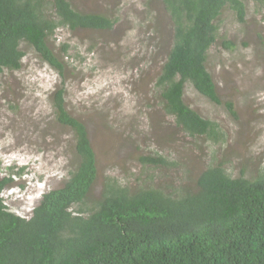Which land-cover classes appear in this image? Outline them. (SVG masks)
<instances>
[{
	"label": "trees",
	"instance_id": "16d2710c",
	"mask_svg": "<svg viewBox=\"0 0 264 264\" xmlns=\"http://www.w3.org/2000/svg\"><path fill=\"white\" fill-rule=\"evenodd\" d=\"M157 1L173 30L152 83L159 105L192 147L219 143L224 137L219 126L187 106L183 91L189 83L221 104L206 69L207 54L213 45L234 48L218 35L219 17L230 10L245 23V4ZM252 1L264 13V0ZM114 23L107 15L75 10L68 0H0V75L20 68L21 44L62 75L66 65L48 46L55 30L102 32ZM68 48L62 44L60 51L66 54ZM63 96L60 87L50 101L55 122L73 136L72 168L59 188L42 194L28 218L8 210L1 192L11 180L0 179V264H264V166L247 175L242 160L234 176L212 152L198 173L185 169V183L170 192L151 185L131 189L103 178L93 195L98 171L88 131L67 113ZM224 106L236 117L231 102ZM136 164L158 168L174 163L147 154L138 155Z\"/></svg>",
	"mask_w": 264,
	"mask_h": 264
},
{
	"label": "rangeland",
	"instance_id": "374dc122",
	"mask_svg": "<svg viewBox=\"0 0 264 264\" xmlns=\"http://www.w3.org/2000/svg\"><path fill=\"white\" fill-rule=\"evenodd\" d=\"M81 12L100 13L115 20L112 30L89 32L58 28L48 46L66 68L59 75L35 51L25 53L16 71L0 75V179L10 184L1 192L8 210L28 218L42 194L59 188L73 164V136L55 122L50 97L64 90L65 109L83 123L95 155L97 195L103 178L131 189L151 185L168 192L196 174L214 152L234 176L255 173L264 166V13L252 0H242L246 21L224 11L220 37L234 48L213 45L206 69L221 99L216 105L189 83L184 103L201 117L216 122L219 143L192 147L161 109L152 83L172 41L170 19L157 0H68ZM69 46L66 54L60 46ZM231 102L236 117L224 103ZM178 136V137H175ZM160 155L174 163L140 166L138 155ZM21 169L22 173L16 174Z\"/></svg>",
	"mask_w": 264,
	"mask_h": 264
},
{
	"label": "clouds",
	"instance_id": "9594fccd",
	"mask_svg": "<svg viewBox=\"0 0 264 264\" xmlns=\"http://www.w3.org/2000/svg\"><path fill=\"white\" fill-rule=\"evenodd\" d=\"M242 2H243V1H242ZM253 2H254V1H253ZM243 4H244V3H243ZM245 8H246V6H245ZM246 11H247V8H246ZM246 14H247V13H246ZM245 21H246V15H245V18H244V22H245ZM170 25H171L170 27L172 28V24H171V23H170ZM114 26H115V23H114ZM114 26H113V27H114ZM111 30H112V29H111ZM102 32H103V31H102ZM172 33H173V30H172Z\"/></svg>",
	"mask_w": 264,
	"mask_h": 264
}]
</instances>
